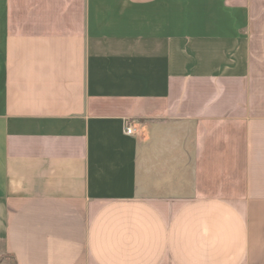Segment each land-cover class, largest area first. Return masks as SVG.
<instances>
[{
  "label": "crops",
  "instance_id": "obj_1",
  "mask_svg": "<svg viewBox=\"0 0 264 264\" xmlns=\"http://www.w3.org/2000/svg\"><path fill=\"white\" fill-rule=\"evenodd\" d=\"M0 264H264V0H0Z\"/></svg>",
  "mask_w": 264,
  "mask_h": 264
},
{
  "label": "built area",
  "instance_id": "obj_2",
  "mask_svg": "<svg viewBox=\"0 0 264 264\" xmlns=\"http://www.w3.org/2000/svg\"><path fill=\"white\" fill-rule=\"evenodd\" d=\"M125 132L127 135H133V134H135L136 131L134 130V128L128 127V128H126Z\"/></svg>",
  "mask_w": 264,
  "mask_h": 264
}]
</instances>
